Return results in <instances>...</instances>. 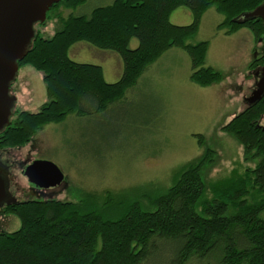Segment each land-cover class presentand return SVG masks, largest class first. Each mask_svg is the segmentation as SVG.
<instances>
[{"label":"trees","instance_id":"16d2710c","mask_svg":"<svg viewBox=\"0 0 264 264\" xmlns=\"http://www.w3.org/2000/svg\"><path fill=\"white\" fill-rule=\"evenodd\" d=\"M89 1L61 0L47 20L60 19L62 29L50 38L36 31L19 65L44 74L48 101L37 113L14 112L15 120L0 133V150L24 147L46 125L102 111L123 99L171 49L189 56L192 81L203 87L220 82L222 74L206 66L209 42H191L211 7L225 17L219 31L245 28L256 39L264 34L262 20L244 17L264 0H114L89 15L75 14ZM61 6L74 13L52 16ZM178 9L191 13L189 25L170 21ZM133 39L138 40L135 49L130 47ZM78 45L96 57L120 58L121 78L108 83L100 65L74 61L71 51ZM257 61L251 69L264 64V57ZM263 117L264 96L222 128L243 147L245 163L256 164L210 187L203 172L214 161L212 150L178 171L164 193L146 191L140 199L107 196L103 202L89 197L82 202L32 199L10 204L6 212L19 218L21 227L0 233V264H149L159 258L166 264H264Z\"/></svg>","mask_w":264,"mask_h":264},{"label":"rangeland","instance_id":"374dc122","mask_svg":"<svg viewBox=\"0 0 264 264\" xmlns=\"http://www.w3.org/2000/svg\"><path fill=\"white\" fill-rule=\"evenodd\" d=\"M113 1L90 0L75 14L89 15ZM71 12L61 6L52 16L67 18ZM224 20L215 7L209 8L191 41L209 42L206 66L222 74L220 82L200 86L191 79L189 56L179 48L166 52L123 99L102 111L70 115L60 123L46 125L24 147L0 150V163L12 164L8 192L15 196L11 197L17 202H82L89 197L103 202L107 196L140 199L141 194L153 190L166 192L176 182L178 171L208 150L215 152L213 163L203 172L209 187L235 173H244L248 166L254 167L256 163H245L243 147L222 128L246 108V98L256 89V73L264 66H257V60L262 63L264 57V34L256 39L244 28L227 34L228 27L218 30ZM62 27L60 19L52 18L36 25L35 31L50 38ZM137 44L133 39L130 47L134 49ZM71 53L76 62L100 65L105 78L118 62L107 56L105 60V55L103 59L96 57L85 45L76 46ZM253 63L257 65L251 69ZM12 90L17 98L14 112L37 113L48 101L44 74L30 66L20 68ZM15 118L14 113L11 123ZM261 123L264 125V117ZM35 160L52 162L62 170L60 186L42 189L29 182L24 170ZM207 197L212 198L209 193ZM7 206L0 207V233H12L21 227L20 219L6 212ZM159 259L149 264H166ZM208 262L195 260L189 264Z\"/></svg>","mask_w":264,"mask_h":264},{"label":"water","instance_id":"95a60500","mask_svg":"<svg viewBox=\"0 0 264 264\" xmlns=\"http://www.w3.org/2000/svg\"><path fill=\"white\" fill-rule=\"evenodd\" d=\"M61 0H0V133L11 125L16 96L11 88L18 77L20 62L29 53L36 36L35 27L47 20L50 9ZM246 19L258 18L264 25V4L244 15ZM256 89L248 99L253 104L264 94V66L257 71ZM24 175L35 186L48 189L60 186L64 179L62 170L52 162L35 160ZM17 203L8 196L7 184L0 172V207Z\"/></svg>","mask_w":264,"mask_h":264},{"label":"crops","instance_id":"0c3cea01","mask_svg":"<svg viewBox=\"0 0 264 264\" xmlns=\"http://www.w3.org/2000/svg\"><path fill=\"white\" fill-rule=\"evenodd\" d=\"M176 11H179V12H177V14H173L172 13L171 16H170V21L173 24L179 25V26H185V25H189L192 22V15H191L190 12H188V11H186L184 9H178ZM176 11H174V13H176ZM173 17H174V20L175 21L172 20ZM181 22H183V23H181ZM137 47H138V44L135 45L133 48L135 49ZM175 49H178V48H175ZM175 49H171L167 53H169L170 51H175ZM178 51H181L183 54L186 53V52L184 53V51L181 50V49H178ZM167 53H166V55H167ZM106 56L108 57L107 59H109V60L111 58H113V59H116L117 58V60H118V62L115 64V66L114 67L111 66V69L108 70V73L106 74V78H105V74H104L105 80L107 79L106 82H108V83H110V82L111 83H116L121 78V76L123 74V65H122V62H121L120 58H118L117 56H114V55H111V56L110 55L109 56L108 55H105V58L103 57L105 60H106ZM109 78H111V81L109 80ZM112 81H114V82H112ZM23 111H25V110H23Z\"/></svg>","mask_w":264,"mask_h":264},{"label":"flooded vegetation","instance_id":"af4514ba","mask_svg":"<svg viewBox=\"0 0 264 264\" xmlns=\"http://www.w3.org/2000/svg\"><path fill=\"white\" fill-rule=\"evenodd\" d=\"M254 87H255V85H254ZM254 88L252 89V91H251V94H250V96L252 95V93L254 92ZM249 96V97H250ZM264 96V94L262 95V97ZM249 97L248 98H246V101H248V99H249ZM262 97L259 99V100H261L262 99ZM258 100V101H259ZM255 103V102H254ZM248 104H250V103H248ZM10 162H8V164H7V166L6 165H4V163L3 164H1L0 163V172H1V175L4 177V179L6 180V184H7V191H8V188H9V182H11V179H10V175H11V170H12V164L10 163ZM9 168V169H8ZM15 196V194H13V193H10V192H8V196ZM9 205V204H8Z\"/></svg>","mask_w":264,"mask_h":264}]
</instances>
